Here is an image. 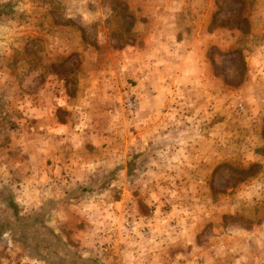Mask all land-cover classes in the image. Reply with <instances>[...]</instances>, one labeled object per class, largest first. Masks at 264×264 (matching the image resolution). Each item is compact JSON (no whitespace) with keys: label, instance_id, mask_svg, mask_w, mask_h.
<instances>
[{"label":"rangeland","instance_id":"obj_1","mask_svg":"<svg viewBox=\"0 0 264 264\" xmlns=\"http://www.w3.org/2000/svg\"><path fill=\"white\" fill-rule=\"evenodd\" d=\"M156 5L186 30L204 8L208 30L224 28L207 82L170 69L146 91L139 62L107 55ZM33 155L23 188L16 160ZM0 191L20 217L46 211L68 249L40 239L36 255L0 217V264H264V0H0Z\"/></svg>","mask_w":264,"mask_h":264},{"label":"crops","instance_id":"obj_2","mask_svg":"<svg viewBox=\"0 0 264 264\" xmlns=\"http://www.w3.org/2000/svg\"><path fill=\"white\" fill-rule=\"evenodd\" d=\"M173 3L172 5L175 6L179 4L177 2ZM156 6L155 12H152V15L147 14L146 11V13H142L145 18H140V22L137 23L140 32L136 35V41L132 40L129 45H109L112 52L108 49L107 55L111 58V60H114L115 57L117 62L119 59L123 58H126L131 62H139L142 68V77L140 80L144 84V89H146V91H150L151 83L154 80H156V84L158 83L159 85L161 75H164V72L170 69H173L170 75L174 80H177L176 78L180 75H185L182 73L183 71L187 72L191 69L194 73H190V75L199 77L204 80V82H207L206 78L210 77V69H208V66H210V58L207 55L208 49L213 46V44H216L222 50L225 46L218 45L221 44L220 41L216 39L213 40L211 38L216 36V34L221 33V30L224 28L218 27L216 31H209L208 26L210 23V17L208 18L207 10L204 8L202 11L195 13L196 15L193 16L194 24H190V27L186 30L185 27H181V22L179 20L180 15L178 16L179 13L166 11L164 10L163 5ZM149 8L153 7L146 6V8L142 9L144 11ZM116 18H120V16L116 15ZM102 33L105 38L107 36L105 28H102ZM182 34L191 35L189 37L190 39L185 40L183 38L184 36H181L182 38L177 37V35ZM154 69H156V72ZM122 75L116 74V76H111V80L115 79L117 81L119 78H123ZM167 75L168 74H166L165 77ZM106 80H110V77L101 76L99 74H90L87 77V82L94 84L93 86L95 88L102 85V83H105ZM93 92L94 91H92V93ZM82 98H85L84 90H77L75 93L76 103H79ZM66 101V97H64V104ZM38 105L39 104L33 103L34 108L38 107ZM58 124L59 126L56 125V130H63V127L64 133L70 130V123L61 122ZM48 127H53L54 130V122H52V124L48 123ZM44 143L45 141L39 143L38 145ZM50 144H52V142ZM44 156H46V153ZM33 158H35V155L31 158H25L24 161L21 159L16 160L18 164L20 163L22 165L21 167L17 166L16 168H18L17 176H19L20 179H23V182L20 183L23 188L29 189L30 187H28V185L30 181L33 180L26 173V162L29 163L31 160L33 161ZM92 163H94L93 160L90 164L87 162L86 166L88 165V168H92ZM79 165L80 162L78 153H72L71 157L64 159V166L70 167L73 171H75V173L73 172L74 175H77L80 169H84ZM21 172H25L26 177H20ZM23 190L24 189H22V191ZM39 203H42L40 199H36L35 201H32L31 204L33 206H37Z\"/></svg>","mask_w":264,"mask_h":264},{"label":"trees","instance_id":"obj_3","mask_svg":"<svg viewBox=\"0 0 264 264\" xmlns=\"http://www.w3.org/2000/svg\"><path fill=\"white\" fill-rule=\"evenodd\" d=\"M110 178V177H108ZM88 189V188H87ZM83 190H86L83 188ZM89 190V189H88ZM0 195V200L4 203H6V209L12 211L15 221L9 219V217L4 213V209L0 212V217L2 221H7L9 224L13 222V224L16 225V230L20 232L22 235V238L29 241V243L32 244V248L36 252V255H39V253H42L43 249L49 250V254L56 255L58 250V245L61 244L62 248L64 249V252L67 253V243L62 241L53 230L46 228L43 224V217L46 214V211H44L42 208L40 211H33L31 214H27L24 217H20L19 212L17 211L16 204L12 198H10L9 194L8 197L3 195ZM41 228L44 232H48V234L41 237ZM40 239H42L43 242V249L41 248Z\"/></svg>","mask_w":264,"mask_h":264},{"label":"built area","instance_id":"obj_4","mask_svg":"<svg viewBox=\"0 0 264 264\" xmlns=\"http://www.w3.org/2000/svg\"><path fill=\"white\" fill-rule=\"evenodd\" d=\"M124 107L129 111H134L136 108V99L130 95L125 99Z\"/></svg>","mask_w":264,"mask_h":264}]
</instances>
